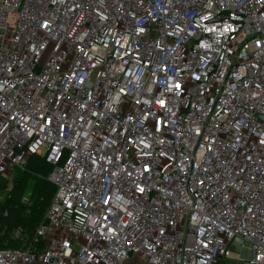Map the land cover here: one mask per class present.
Returning <instances> with one entry per match:
<instances>
[{
    "label": "built area",
    "instance_id": "2783aa9c",
    "mask_svg": "<svg viewBox=\"0 0 264 264\" xmlns=\"http://www.w3.org/2000/svg\"><path fill=\"white\" fill-rule=\"evenodd\" d=\"M33 155L0 264H264V0H0V176Z\"/></svg>",
    "mask_w": 264,
    "mask_h": 264
},
{
    "label": "trees",
    "instance_id": "16d2710c",
    "mask_svg": "<svg viewBox=\"0 0 264 264\" xmlns=\"http://www.w3.org/2000/svg\"><path fill=\"white\" fill-rule=\"evenodd\" d=\"M52 168L45 157L33 155L26 167L15 169L11 176H0V191L13 177L12 188L0 200V248L20 247L21 242L13 237L14 229L21 226L28 237H33L46 220V211L56 193V185L49 179Z\"/></svg>",
    "mask_w": 264,
    "mask_h": 264
},
{
    "label": "rangeland",
    "instance_id": "374dc122",
    "mask_svg": "<svg viewBox=\"0 0 264 264\" xmlns=\"http://www.w3.org/2000/svg\"><path fill=\"white\" fill-rule=\"evenodd\" d=\"M27 166V164L25 165V167ZM11 176V175H10ZM10 179H8L5 184H4V188L3 190L1 189L0 191V200L2 201L4 199V197L7 195V192L12 188V179L13 177H9ZM25 200L28 199V195L25 196ZM241 247H237V251H240Z\"/></svg>",
    "mask_w": 264,
    "mask_h": 264
}]
</instances>
